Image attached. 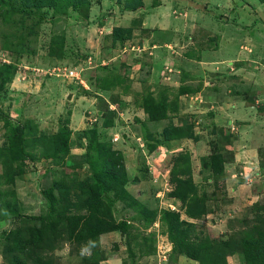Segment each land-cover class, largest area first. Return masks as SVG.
Listing matches in <instances>:
<instances>
[{
    "label": "rangeland",
    "instance_id": "374dc122",
    "mask_svg": "<svg viewBox=\"0 0 264 264\" xmlns=\"http://www.w3.org/2000/svg\"><path fill=\"white\" fill-rule=\"evenodd\" d=\"M248 245L264 264V0H0V264Z\"/></svg>",
    "mask_w": 264,
    "mask_h": 264
},
{
    "label": "clouds",
    "instance_id": "9594fccd",
    "mask_svg": "<svg viewBox=\"0 0 264 264\" xmlns=\"http://www.w3.org/2000/svg\"><path fill=\"white\" fill-rule=\"evenodd\" d=\"M97 247V241L93 239H89L82 243L80 246L79 254L82 258L91 257L95 248Z\"/></svg>",
    "mask_w": 264,
    "mask_h": 264
},
{
    "label": "trees",
    "instance_id": "16d2710c",
    "mask_svg": "<svg viewBox=\"0 0 264 264\" xmlns=\"http://www.w3.org/2000/svg\"><path fill=\"white\" fill-rule=\"evenodd\" d=\"M1 2H3V1H1ZM100 189H102V187H99ZM44 196L48 199V200H50V193H49V191H47V190H45L44 191ZM119 230L120 231H122V230H124V228L122 227V225H121V228L119 227ZM252 246V245H251ZM251 246H247L246 247V250L245 251H243L242 252V256L244 257L243 259H245V261H246V264H249L250 263V259H251V256H252V249H253V246L251 247ZM244 247V243L243 244H241V245H239V248L240 249H242ZM244 264H245V262H244Z\"/></svg>",
    "mask_w": 264,
    "mask_h": 264
},
{
    "label": "built area",
    "instance_id": "2783aa9c",
    "mask_svg": "<svg viewBox=\"0 0 264 264\" xmlns=\"http://www.w3.org/2000/svg\"><path fill=\"white\" fill-rule=\"evenodd\" d=\"M69 74H70V75H73V73H72V72H70Z\"/></svg>",
    "mask_w": 264,
    "mask_h": 264
}]
</instances>
